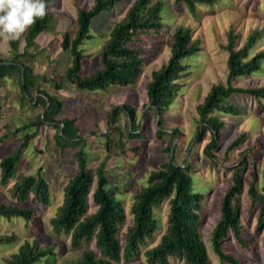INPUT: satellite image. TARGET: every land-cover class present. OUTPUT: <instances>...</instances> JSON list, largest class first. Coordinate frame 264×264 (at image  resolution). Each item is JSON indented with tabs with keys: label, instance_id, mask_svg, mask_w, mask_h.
<instances>
[{
	"label": "rangeland",
	"instance_id": "374dc122",
	"mask_svg": "<svg viewBox=\"0 0 264 264\" xmlns=\"http://www.w3.org/2000/svg\"><path fill=\"white\" fill-rule=\"evenodd\" d=\"M134 0H121L112 9L105 10L95 17L90 26L91 37L85 38L81 48L87 55L83 60V74H90L100 66L99 53L109 36L115 22L121 20ZM163 26L151 34L138 36L136 45L142 47L144 56L143 70L137 80L129 85L115 84L107 90L82 89L70 81H64L62 88L55 86L70 65L72 56L61 47L62 32L76 34L79 6L89 8L93 0H51L50 9L55 13L50 29L40 33L35 45L28 48L34 53L33 67L35 73L52 78L38 80V86L32 90L38 94L39 89L62 99L64 106L58 117H75L82 136L86 138L87 168H96L105 162L109 176V190L115 191L116 197L123 201L126 220L120 226L119 238L125 244V234L133 223L132 204L140 187L147 183L150 171L170 159L176 163L191 166L193 177L192 190L200 191L202 200L203 239L208 245L210 264H218L219 257L211 248V232L221 215V201L228 185L232 182V170L242 157L248 158L244 172V187L238 196L241 205V220L247 245L242 246L234 239L225 241V250L236 254L249 264H264V221L259 225V203L252 206L250 193L251 182L256 189L264 193V99L247 94H233L232 100L239 104V113L230 114L215 111L226 126L218 133V145L211 149L219 163L214 164L205 149L211 142L209 129L198 135L200 115L197 105L216 82L227 81L228 51L222 46L227 43L228 30L233 28L237 34V45L242 46L247 36L255 28H264V0H218L216 4H197L194 13L185 3L175 0H163ZM188 26L193 37L200 40L201 49L182 59L187 68L177 81L181 83L179 93L169 108L160 114L157 110L145 106L147 103L146 86L152 72L162 66L171 55V43L175 29ZM27 31V30H26ZM24 32L19 38L20 52L25 49ZM264 49V36L259 39L251 55ZM0 54L9 57L10 44L0 37ZM28 61V56L22 57ZM234 85L251 87L264 85V66L250 76L233 78ZM0 101L2 115L0 118V160L4 155L15 151L23 142L25 134L34 130H19L18 126L33 120L42 111L33 101L25 97L18 83L16 72H10L0 80ZM126 103L133 105L137 111V120L142 124L141 136H128L123 139L122 147L105 149L104 134L109 129L107 112L114 106ZM129 116L122 110L117 117V124L124 126ZM159 118L166 126H159ZM131 123V121H130ZM163 129V133L158 131ZM178 128L172 137V130ZM165 131V132H164ZM56 128L45 124L40 132L23 148L21 158L15 167V177L8 183L1 182L0 199L15 202L10 196V187L23 174L43 175L50 184L51 202L41 204L32 198L27 206L34 208L33 218L29 221L21 217L7 218L0 215V233H15L17 239L11 244H0V264H7L6 257L15 252L25 240H36L40 246H53L56 252L44 256L34 264H65L79 256L86 248H95L94 241L83 242L74 246L71 234L58 232L51 225V217L57 212L64 200V186L68 179L78 170L75 152L80 148L76 143L60 145L55 139ZM242 141L225 155L228 145L241 134ZM114 138L117 136L113 134ZM172 137V138H171ZM116 139V138H115ZM117 140V139H116ZM171 144L168 151L167 145ZM97 205L92 195L88 199V213L96 211ZM169 202L163 201L155 207L158 228L152 237L146 238L139 251L130 258H123L119 264H150L143 250L157 244L168 225ZM170 264H186L183 259L173 257Z\"/></svg>",
	"mask_w": 264,
	"mask_h": 264
},
{
	"label": "trees",
	"instance_id": "16d2710c",
	"mask_svg": "<svg viewBox=\"0 0 264 264\" xmlns=\"http://www.w3.org/2000/svg\"><path fill=\"white\" fill-rule=\"evenodd\" d=\"M121 0H93L91 7L79 6L76 34L69 31L62 32L61 47L70 52L72 60L64 74L54 79L55 86L62 88L64 81H70L82 89L107 90L115 84L129 85L134 83L143 70L144 56L142 47L136 45L138 36L158 32L163 26V0H134L127 9L124 17L115 22L99 53L100 66L90 74H83V60L87 56L81 44L85 38L92 36L90 26L95 17L105 10L112 9ZM185 3L192 13L197 4L213 5L218 0H175ZM46 15L37 18L36 22L27 29L25 34V49L20 52V39L8 40L11 55L0 54V80L10 72H16L18 83L25 97L33 101L35 106H41L42 111L37 116L16 128L28 131L23 142L10 154L0 160L1 182L8 183L15 177V167L19 162L23 148L45 124L56 128L55 139L60 145L76 143L80 146L75 152L78 170L64 186V200L57 212L51 217V225L56 231L71 234L74 246L83 242L94 241L95 248H86L82 253L65 264H119L123 258L130 259L145 243L146 238L152 237L158 228L155 207L165 200L169 202L168 225L160 241L145 248L143 254L150 264H170V259L179 257L186 264H210L208 245L203 239L201 225L203 222L201 209L203 193L192 190L193 177L191 166L187 163H176L174 158L162 162L150 171L147 183L142 185L134 196L132 204L133 223L125 234V244L119 238L120 226L126 220V210L121 199L116 197L115 191L109 190V176L106 173L105 162L96 171L87 168L88 158L85 151L86 138L82 136L75 117L58 115L63 110L61 98L39 89L38 94L32 90L38 86L39 79L52 81V78L35 73L33 67L34 53L28 48L35 45L36 37L43 31L50 29L55 13L50 9L51 0H43ZM264 36V28H255L246 38L242 46L237 45V34L233 28L228 30L227 43L222 46L228 51L227 81L216 82L197 105L200 115L198 135L206 129L211 131L212 140L206 146V153L214 164L219 163L216 154L211 151L218 145V133L226 126V122L215 113L238 114L239 104L232 100L233 94H247L256 99H264V85L243 87L234 85L233 78L250 76L260 71L264 66V49L251 55L253 48ZM201 49L200 40L193 37L192 30L185 25L178 26L172 37L171 55L162 66L152 72L147 83V103L149 108L163 114L170 106L180 90L181 83L177 80L183 76L187 66L182 59L197 53ZM28 56V61L22 57ZM124 111L126 118L124 126L117 124L120 111ZM2 104L0 101V118ZM109 129L104 134L105 149L110 151L114 146L122 147L123 139L128 136H141L139 129L142 124L137 120L136 108L126 103L114 106L108 112ZM131 121V123H130ZM159 126L166 127L163 119L159 118ZM178 128L172 130V137ZM160 134L163 129L159 128ZM165 132V131H164ZM117 136L114 138L113 134ZM171 137V138H172ZM245 137V133L235 138L227 147V155ZM168 151L171 144L167 145ZM232 170V182L228 185L221 201V215L217 219L211 232V248L219 257L218 264H249L241 260L236 254L225 250V241L236 240L242 246L247 245L243 234L241 220L242 209L238 203V196L244 187V172L248 166V158L242 157ZM10 196L15 202L0 199V215L11 218L21 217L29 221L33 218L34 208L27 206L32 198L41 204L51 202L50 184L43 175L23 174L10 187ZM250 193L252 206L259 203V225L264 221V193L256 189L251 182ZM92 195L97 205L96 211L88 213V199ZM15 233H0V244L15 242ZM56 252L53 246H40L36 240H25L18 249L6 257L7 264H34L44 256Z\"/></svg>",
	"mask_w": 264,
	"mask_h": 264
},
{
	"label": "clouds",
	"instance_id": "9594fccd",
	"mask_svg": "<svg viewBox=\"0 0 264 264\" xmlns=\"http://www.w3.org/2000/svg\"><path fill=\"white\" fill-rule=\"evenodd\" d=\"M46 15L43 0H0V37L16 40Z\"/></svg>",
	"mask_w": 264,
	"mask_h": 264
},
{
	"label": "crops",
	"instance_id": "0c3cea01",
	"mask_svg": "<svg viewBox=\"0 0 264 264\" xmlns=\"http://www.w3.org/2000/svg\"><path fill=\"white\" fill-rule=\"evenodd\" d=\"M43 32H44V31H43ZM38 36H39V35H38ZM38 36L36 37V40H37ZM36 40H35V44H36V42H37Z\"/></svg>",
	"mask_w": 264,
	"mask_h": 264
}]
</instances>
